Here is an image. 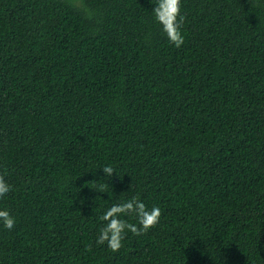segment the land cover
<instances>
[{
  "label": "trees",
  "instance_id": "16d2710c",
  "mask_svg": "<svg viewBox=\"0 0 264 264\" xmlns=\"http://www.w3.org/2000/svg\"><path fill=\"white\" fill-rule=\"evenodd\" d=\"M154 4L0 0V264H264V0H181L179 49Z\"/></svg>",
  "mask_w": 264,
  "mask_h": 264
},
{
  "label": "clouds",
  "instance_id": "9594fccd",
  "mask_svg": "<svg viewBox=\"0 0 264 264\" xmlns=\"http://www.w3.org/2000/svg\"><path fill=\"white\" fill-rule=\"evenodd\" d=\"M152 2V0H151ZM155 7L152 14L162 31L166 35L170 44L177 49L184 43L182 26L186 17L181 14V0H155ZM107 177L116 173L111 166H105L101 169ZM11 191L10 185L5 181L3 175H0V199L5 197ZM162 212L158 206L148 208L139 197H133L124 202L113 204L102 216L100 220L105 222L100 229L96 244L97 246L107 245L112 252H118L127 232L139 237L145 235L148 231L157 226ZM122 216H134L136 223H130ZM0 224L8 230L15 227V218L8 210H0Z\"/></svg>",
  "mask_w": 264,
  "mask_h": 264
}]
</instances>
